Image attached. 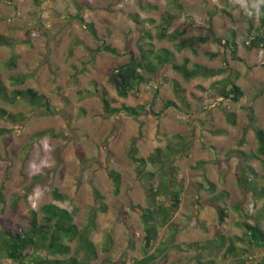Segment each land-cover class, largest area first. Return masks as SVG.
<instances>
[{
	"label": "rangeland",
	"instance_id": "1",
	"mask_svg": "<svg viewBox=\"0 0 264 264\" xmlns=\"http://www.w3.org/2000/svg\"><path fill=\"white\" fill-rule=\"evenodd\" d=\"M253 3L0 0V36L14 44L11 48L0 45V75L8 91L32 88L57 109L56 114L46 115L22 99L11 104L0 97V108L23 116L18 123L0 119V129L6 130L0 136V220L10 221L12 226L21 224L31 210L40 212L48 203L74 211L79 229L95 217L90 239L99 264H129L135 257L157 254L166 247L167 257L154 264H238L239 257L248 259L247 264L262 260L264 248L248 254L242 250L239 255L228 253L231 239L237 249L244 247L237 240L243 236V223L264 230V195L258 194L264 191V161L249 159L241 167L244 163L238 154L256 153L255 126L264 130V43L259 47L250 43L262 32L263 4L257 11ZM148 4L155 8L146 9ZM167 15L175 18L171 32L186 25L178 44L198 39L192 47L179 50L169 39L156 38ZM78 16L94 25L97 39ZM145 19L154 22H143ZM141 29L154 35L147 41L155 49L167 48L174 53L176 65L187 58L190 69L199 63L227 68L226 73L188 80L168 65L137 93L120 98L109 71L127 63L130 52L138 54L143 43ZM215 38L221 40V46ZM107 46L116 52L96 51ZM14 55L16 66H10ZM227 77L244 93L239 102L218 96L217 89L224 84L214 89L216 81ZM14 79L21 81L16 84ZM173 81L184 89L189 107L174 93ZM94 87L104 90L114 107L143 105L148 113L137 119L126 114L108 116ZM230 113L234 114L230 116L234 124L229 122ZM43 131L48 132L42 135ZM168 145L179 151L172 161L183 179V198L173 217L175 227H160L159 238L149 249L134 208L148 207L147 194L131 156L146 158ZM79 151L85 155L84 161L78 158ZM246 166L251 169L243 174L241 169ZM147 169L156 170L151 166ZM112 171L121 175L118 194ZM242 175L249 177L256 191L241 185ZM94 189L105 197V213L98 210ZM54 190L67 199H54ZM219 206L229 212L222 228ZM220 234L226 240L219 248L213 244L200 252L187 247L196 242H220ZM77 246L73 242L71 251Z\"/></svg>",
	"mask_w": 264,
	"mask_h": 264
},
{
	"label": "trees",
	"instance_id": "2",
	"mask_svg": "<svg viewBox=\"0 0 264 264\" xmlns=\"http://www.w3.org/2000/svg\"><path fill=\"white\" fill-rule=\"evenodd\" d=\"M144 7L146 9L155 8L150 4ZM260 13L262 32L259 31L254 39L250 41L251 45L256 47L264 43V4L260 8ZM77 20L97 39V31L92 23L87 22L82 16H78ZM174 20L175 18L170 17V15L164 17L156 38L158 40L169 39L176 44L179 50L186 46L192 47L198 39L191 38L182 43H177L185 35L186 25L180 26L177 30L171 32L170 27ZM143 22L153 23L154 21L152 19H145ZM141 30V40H143V43L138 47V54L130 52L127 63L121 64L109 71V79L115 85L117 94L122 99H127L130 95L137 93L140 86L154 81L157 74L168 65H172L175 71L182 74L188 80L195 78L211 79L221 76L227 71V68H212L199 63L194 64L190 69L187 58L184 59L182 64L176 65L174 62V53L167 48L155 49L153 44L147 41V39H154V35L149 31H145V29ZM228 42V48H231V43L229 40ZM215 43L221 46L220 39L215 38ZM0 45L9 48L14 46L13 42L4 36H0ZM96 51L116 52L115 49L109 46L103 49L98 48ZM8 64L10 66H16V55L9 60ZM14 80L16 84L21 81V79ZM220 84H224V87L218 88ZM94 88L95 92L100 96L103 109L108 116L126 114L129 117L137 119L143 114L148 113L145 111L143 105L129 106L122 104L119 107H114L104 90L98 87ZM173 88L174 93L189 107L183 95L184 89L177 81H173ZM214 89L220 91L218 93L220 98L231 99L233 102H239L244 95L242 89L234 81H231L229 77L221 81H216L214 83ZM214 89H212V92L215 91ZM0 97L5 102L11 104L22 99L34 109L45 111L44 114L46 115H54L57 113V109L52 106L49 99L32 88H14L12 92H9L1 75ZM227 116L229 122L234 124L235 120H231L230 118L234 114L230 113ZM0 119L18 123L23 119V116L21 114H12L6 109L0 108ZM4 132L6 130L0 129V136ZM47 132L43 131L41 134L44 135ZM255 137L258 143L256 153L247 155L246 153L238 152L239 157L244 163L241 167H244L246 161L249 159L252 161H264V130L259 126H255ZM178 152V149L174 146L168 145L163 149L157 148L153 154L146 158L137 157L135 154L131 156V159L136 165V174L147 194L148 207L135 205L134 208L142 221L145 233L144 241L146 247L149 249L157 242L160 227H175L173 217L177 213L183 198V179L179 176L178 170L173 166L176 161L174 159L172 161V158L176 157ZM77 156L81 161H84L85 155L82 152L79 151ZM149 166L155 167L156 170H148L147 168ZM247 168L251 169V167L246 166L241 169V172L245 174ZM110 176L113 180L115 193L118 194L121 185V175L118 172L112 171ZM157 180H160L158 185H156ZM240 183L248 190L256 191L251 186L249 177L242 175L240 177ZM210 185L211 187L215 186L212 183ZM93 192L98 204V210L105 213L107 211V205L104 202L105 197L98 189H94ZM258 194L264 195V191ZM53 197L59 201H65L67 199L65 195H62L57 190L53 191ZM218 214V223L220 228H222L229 218L228 209L225 206H219ZM243 227V236L237 240L244 247L237 249L234 239H231V243L228 246V253L231 255H239L241 250L248 254L252 250L264 248V230L248 222L243 223ZM95 228V217L90 218L89 225L86 228L79 229L75 223L74 211L68 208H62L54 203L45 204L41 207L40 212L31 210L21 224L12 226L10 221L0 220V264H99L95 262L97 252L94 243L90 239L91 230ZM174 235H176V230L174 231ZM132 236L135 237V234L133 233ZM219 236L221 237L220 242L208 241L204 244L196 242L188 244L187 247L189 250L194 249L200 252L210 249V246L213 244H215L216 248H219L226 240L221 234ZM73 242L78 244L74 252L71 251V244ZM167 251L168 248L166 247L160 249L157 254H147L142 258L135 257L129 264H154L157 259L166 258L168 255ZM239 258L238 264L249 263L248 259ZM118 264L128 263L119 262ZM205 264L217 263L208 261ZM257 264H264V258Z\"/></svg>",
	"mask_w": 264,
	"mask_h": 264
},
{
	"label": "clouds",
	"instance_id": "3",
	"mask_svg": "<svg viewBox=\"0 0 264 264\" xmlns=\"http://www.w3.org/2000/svg\"><path fill=\"white\" fill-rule=\"evenodd\" d=\"M240 2L242 5H246V0H240ZM259 4H264V0H254L253 7H255L257 11H259ZM247 14L251 15V13Z\"/></svg>",
	"mask_w": 264,
	"mask_h": 264
}]
</instances>
